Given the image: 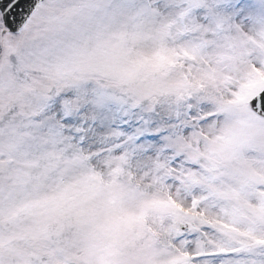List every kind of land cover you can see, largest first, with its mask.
I'll use <instances>...</instances> for the list:
<instances>
[{"label": "snow or ice", "instance_id": "snow-or-ice-1", "mask_svg": "<svg viewBox=\"0 0 264 264\" xmlns=\"http://www.w3.org/2000/svg\"><path fill=\"white\" fill-rule=\"evenodd\" d=\"M0 264H264V0H0Z\"/></svg>", "mask_w": 264, "mask_h": 264}]
</instances>
